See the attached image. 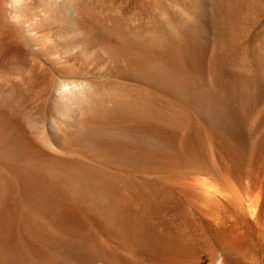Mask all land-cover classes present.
I'll return each mask as SVG.
<instances>
[{"label": "bare ground", "instance_id": "obj_1", "mask_svg": "<svg viewBox=\"0 0 264 264\" xmlns=\"http://www.w3.org/2000/svg\"><path fill=\"white\" fill-rule=\"evenodd\" d=\"M0 264H264V0H0Z\"/></svg>", "mask_w": 264, "mask_h": 264}]
</instances>
